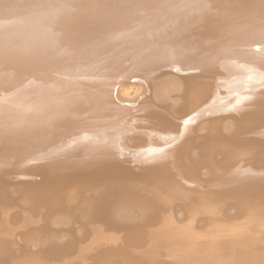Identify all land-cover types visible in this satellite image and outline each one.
<instances>
[{
  "label": "bare ground",
  "instance_id": "1",
  "mask_svg": "<svg viewBox=\"0 0 264 264\" xmlns=\"http://www.w3.org/2000/svg\"><path fill=\"white\" fill-rule=\"evenodd\" d=\"M33 205L0 264H264V0H0V225Z\"/></svg>",
  "mask_w": 264,
  "mask_h": 264
},
{
  "label": "rangeland",
  "instance_id": "2",
  "mask_svg": "<svg viewBox=\"0 0 264 264\" xmlns=\"http://www.w3.org/2000/svg\"><path fill=\"white\" fill-rule=\"evenodd\" d=\"M237 44H238V43H237ZM239 44H241V43H239ZM239 44H238V45H239ZM236 46H237V45H236ZM239 46H240V45H239ZM239 46H237L235 49H236V50L241 49ZM248 47H249V46H248ZM250 47H252V46L250 45ZM253 47H255V49L257 50V47H256V46L253 45ZM253 47H252V48H248V49H250L251 51H253ZM237 48H239V49H237ZM246 48H247V46L245 47V49H246ZM248 49H246V50H248ZM236 50H234V51H236ZM242 50H243V47H242ZM250 50H248V51H250ZM239 51H240V50H239ZM239 51H238V52H239ZM204 53H205V52H204ZM248 54H249V53H248ZM193 56L195 57L196 55H193ZM196 58H197V60L200 59L199 57H195V58H193V59H196ZM65 89H67V88H65ZM68 92H69V91H68ZM65 94H66L67 96H66V95H63V97H62V102H63V104L68 103V101L72 98V95H71V94H69V93H65ZM70 95H71V96H70ZM68 96H70V97H68ZM65 97H67V100H66L67 102H66L65 100L63 101V99H66ZM68 99H69V100H68ZM65 102H66V103H65ZM107 118L110 119V117H107ZM106 124H109V121H108V123H106ZM110 124H111V123H110ZM110 124H109V125H110ZM109 125H108V126H109ZM128 143H130L129 140H127V144H126V146L128 145ZM130 146H131V143H130V145H129L128 147H125V148H128V149H129V151H128V149H124V150H125L124 152H126V154H127V153H128V154H131L132 147L130 148ZM129 152H130V153H129ZM17 182H18V183H15V182H14L13 185L15 186L16 184H19V185H20V184H23V185L26 184V186L31 190V187H32V186H29L26 182H25V183H24L23 181H22V183H21V181H17ZM7 187H9V189H10V187H13V186H11V185L8 186V185H7ZM15 187H20V186L17 185V186H15ZM33 189H35L34 186L32 187V190H33ZM32 190H31V191H32ZM66 190L68 191L69 189H66ZM66 190H65V193H67ZM72 194H74V193H71V194L69 193L68 196H67V194L64 195L63 193H62L61 195H59L60 198H61V200H62V198L65 197V196H66L67 198H68L69 196L72 198V200H71V198H68V199H67V198L65 197V198H66V199H64L65 203H64V201H61V200H60L59 203H58V201L56 200V198L59 200V197H56V198H55V201H56L58 204H60V203H62V204H67V203H69V205H72V206H73V204H74V206H75V205H77V202H76V201H77V198H76V197L73 198V195H72ZM62 195H63V196H62ZM15 196H16V195H15ZM61 196H62V197H61ZM74 199H75V200H74ZM66 200H68V201L66 202ZM72 201H74V202H76V203H74V202H72ZM70 203H71V204H70ZM33 206H34V205H33ZM38 210L40 211V208H38V206H37V207L34 206V207H31V212H30V214H26L27 216L24 215L25 213L23 214V216L20 215L21 217H20V216H15V217L12 219L13 222H11V223H12V226H11L10 224L6 225L5 222L2 223V225H0V226L3 227V230H2V231L4 232V230H5L6 233H8V231H9V233H11V234L14 233V235H16V234H17V235H23V234H27V233L29 234V233H31V232L33 231V229H34V230L38 229V228L36 227L37 225H34V223H32V220H33L32 217H34L35 214H36L35 217L37 216L35 220H37V218L39 217V211H38ZM37 212H38V213H37ZM37 214H38V215H37ZM32 215H33V216H32ZM25 216H26V217H25ZM29 216H32V217L30 218V219H32V220L29 219ZM23 217H24V218H27V217H28L27 221H26V219H25V221L22 220ZM35 217H34V218H35ZM17 218H18V219H17ZM14 219H15V220H14ZM16 219H17V220H16ZM2 221H3V220H2ZM16 221H18V222H16ZM28 221H30L31 224H30V223L28 224ZM15 223H16L17 225L19 224V227H18L17 225H15ZM22 223H24V224L26 225V227H25V226L20 227L21 225H24V224H22ZM4 224H5V225H4ZM27 224H28V225H27ZM32 224H33V225H32ZM13 225L15 226V229L13 228V227H14ZM29 225H30L31 227H30ZM4 226H6V227H4ZM28 226H29V227H28ZM11 227H12V229H11ZM27 227H28V228H27ZM100 227H101V226H100ZM103 227H104V226H103ZM8 228H10V230H9ZM17 228H18V230H17ZM25 228H26V230H25ZM31 228H32V229H31ZM7 229H8V230H7ZM13 229H14V230H13ZM19 229L21 230V233H23V232H24V233L21 234L20 231H19ZM29 229H30V230H29ZM23 230H25V231H23ZM97 230H98V231H96V235H95V237H94V238H96V239H94V244H93V245L96 246V247L99 246V244L107 245V247L111 246V244L109 243L110 241H109V242L107 241V237L109 238L112 234H111L109 231L106 232V230H104L102 227H101L100 229L97 228ZM15 231H16L17 233H16ZM104 231H105V232H104ZM25 232H26V233H25ZM18 233H19V234H18ZM102 233H103V234H102ZM98 237H99V238H98ZM102 239H103V240H102ZM104 239H106V240H104ZM158 250H159V249H158ZM156 257H157L158 260H160V259L158 258V255H157ZM75 259L77 260V262H81V258H80V256H78L77 258L75 257ZM158 263H159V262H158Z\"/></svg>",
  "mask_w": 264,
  "mask_h": 264
}]
</instances>
